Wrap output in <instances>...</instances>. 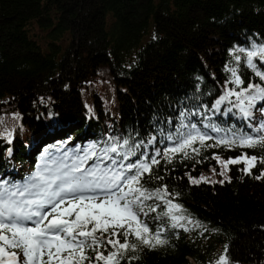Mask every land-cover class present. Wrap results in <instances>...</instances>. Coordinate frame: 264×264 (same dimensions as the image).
Here are the masks:
<instances>
[{"label":"trees","instance_id":"16d2710c","mask_svg":"<svg viewBox=\"0 0 264 264\" xmlns=\"http://www.w3.org/2000/svg\"><path fill=\"white\" fill-rule=\"evenodd\" d=\"M253 43L264 45V0H0V182L24 185L65 153L68 140L76 154L95 145L98 155L125 139L123 153L142 142L124 163L143 160L141 153L150 162L160 152L140 184L160 188L164 198L146 200L160 206L145 207L140 219L149 238L159 231L165 243L148 247L130 235L137 248L120 264H224L222 256L226 264H264V144L240 143L264 134L254 131L264 121V101L251 117L235 96L213 107L229 89L264 86L237 51ZM254 63L264 72L258 57ZM232 68L242 85L229 82ZM182 121L212 139L166 151L177 146V129L189 131ZM245 154L256 160L250 172L230 163L225 181L191 179ZM164 201L194 223L176 222ZM116 250L99 248L105 256Z\"/></svg>","mask_w":264,"mask_h":264},{"label":"snow or ice","instance_id":"6c2138e0","mask_svg":"<svg viewBox=\"0 0 264 264\" xmlns=\"http://www.w3.org/2000/svg\"><path fill=\"white\" fill-rule=\"evenodd\" d=\"M237 51L245 53L247 67L264 82V72L254 63L256 57L264 63V45L253 43L251 50L240 48ZM235 59L239 62L241 57L236 56ZM228 71L234 78L230 83L237 86L243 84L235 68ZM232 96L236 97L238 103L235 106L243 116L251 117V109L256 106V102L264 101V86L249 83L239 92L229 89L227 95H222L213 107ZM204 127H211L213 132L220 131L214 125ZM181 128L189 126L182 121ZM254 131H264V121ZM177 132V146L166 151H183L186 145L194 143L198 137L201 142L212 139L207 133H202L195 123L191 124L187 133L181 129H177ZM167 138L173 140L172 136ZM257 142L264 144V134L255 140L252 136L240 138V143L248 146ZM129 144L128 139L123 140L122 144L112 143L101 149L100 155L96 152V146L92 145L84 151L83 156H72L70 163L66 162L68 154H65V160L57 164L56 168L47 165L38 168L22 186L5 187L7 182H0V264H84L93 259L104 264H120V259L129 249L137 248V243H128L130 235L148 247L165 243L159 239V231L149 238L147 234L151 230L140 219V214L147 216L148 212L160 206L145 205L146 200L164 198L160 188L148 192L140 184L141 177L145 173L151 174V166L158 163L156 156L160 152L156 151L150 162H146L148 157L141 153L143 160L125 164L124 161L136 154L142 142L132 145L127 153L118 152L120 147ZM110 153H117L118 158ZM92 158H95L93 163L88 165L87 161ZM251 159L255 160V157ZM164 203L174 208L180 207L172 205L171 201ZM145 207L148 212L144 211ZM161 215L166 216L168 213ZM172 219L177 217L173 216ZM106 233L109 234L107 237L104 235ZM112 237H123L125 242L120 243L119 239ZM153 239L155 243H152ZM105 244L117 250L105 256L104 252L99 251ZM86 249L93 251L95 256L86 255ZM220 259L226 264L225 257Z\"/></svg>","mask_w":264,"mask_h":264},{"label":"rangeland","instance_id":"374dc122","mask_svg":"<svg viewBox=\"0 0 264 264\" xmlns=\"http://www.w3.org/2000/svg\"><path fill=\"white\" fill-rule=\"evenodd\" d=\"M55 132V131H54ZM52 133V132H51ZM62 136V135H59ZM69 145H72V143H68ZM68 152H73L72 149H69ZM254 156H249L248 154H245L244 156H239L237 158H232L231 161H237L235 163H244L245 169L246 171H251L252 168L254 167V165L256 164V160H252L251 158ZM54 160V157H52V161ZM231 161L230 159H226L225 162L220 161V167L221 170H219V168L215 165H213V167L211 168V170H205L203 173L201 174H193L191 173V179L196 182V183H200V182H215V181H225L226 179L230 178V169H231ZM88 162V161H87ZM234 164V163H233ZM47 165L49 168H56L57 165H54V163H46L43 164L41 166V168H43V166ZM175 205V204H172ZM169 210H171V216H175L177 217V219H175L176 222L178 223H184V224H192L194 223L193 220L188 219L182 215V212L179 208H174L172 206H169Z\"/></svg>","mask_w":264,"mask_h":264}]
</instances>
